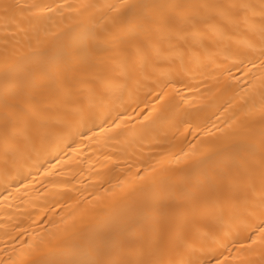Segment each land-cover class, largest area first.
<instances>
[{"label":"bare ground","instance_id":"obj_1","mask_svg":"<svg viewBox=\"0 0 264 264\" xmlns=\"http://www.w3.org/2000/svg\"><path fill=\"white\" fill-rule=\"evenodd\" d=\"M0 264H264V0H0Z\"/></svg>","mask_w":264,"mask_h":264}]
</instances>
